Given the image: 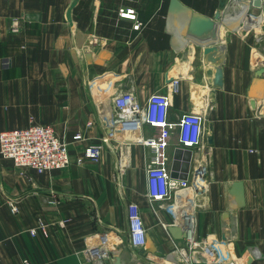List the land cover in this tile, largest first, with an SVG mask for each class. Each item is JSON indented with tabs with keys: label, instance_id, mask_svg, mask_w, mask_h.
<instances>
[{
	"label": "crops",
	"instance_id": "obj_1",
	"mask_svg": "<svg viewBox=\"0 0 264 264\" xmlns=\"http://www.w3.org/2000/svg\"><path fill=\"white\" fill-rule=\"evenodd\" d=\"M181 1L213 16L221 0ZM169 5L170 0H0V132L50 123L72 157L66 168L39 173L0 154V264H23L24 258L31 264H96L85 250L107 231L112 256L119 253L123 264L159 259L155 251L177 260L172 252L181 241L162 224L171 216L146 195L149 146L119 133L98 159L77 162L86 146L109 132L101 106L110 111L112 97L131 85L143 102L153 93L170 92L172 122L188 111L204 114L202 153L212 174L199 197L198 237L216 240L251 264H264V116L251 105L252 98L258 104L264 97V73L257 75L264 67V7L256 9L260 17L245 22L261 21L255 29L243 24L246 13L234 5L223 16L213 43L225 44L224 86L211 100L205 45L172 25ZM120 8L135 10L138 29L135 20L120 16ZM178 69L183 72L179 90L172 92L167 76ZM192 84L198 85L194 99ZM157 131L145 129L147 134ZM170 141L173 154L177 129ZM123 156L128 165L119 175L117 162ZM130 202L140 206L148 230L143 248L129 242ZM40 222L44 227H37ZM252 248L260 249L261 257L252 258Z\"/></svg>",
	"mask_w": 264,
	"mask_h": 264
},
{
	"label": "built area",
	"instance_id": "obj_2",
	"mask_svg": "<svg viewBox=\"0 0 264 264\" xmlns=\"http://www.w3.org/2000/svg\"><path fill=\"white\" fill-rule=\"evenodd\" d=\"M230 0H226V6ZM248 16L260 17L256 13L257 7L254 0H245ZM225 6V8H226ZM224 8V9H225ZM223 9V10H224ZM223 12V11H222ZM121 17L135 20L134 29H138L141 22L132 8H120ZM232 18L241 20L242 16ZM241 18V19H240ZM18 24V20H14ZM249 28L260 26L248 25ZM179 90V80L171 83V91ZM171 103L170 92L153 93L148 100L143 102L135 85L118 92L111 99V110L104 108L105 123L109 132L102 136L101 142L86 146L77 157L81 163L86 158L98 159L102 154L103 146L109 144L112 139L122 133L131 142H139L152 149V157L146 165L147 197L149 201H160L159 206L166 208L171 216L170 222H162L165 229L172 225H181L186 232L184 243L176 244L173 254L178 258L175 264H251L246 258H238L230 251L219 246L218 242L210 237L199 238L197 234V209L199 197L207 191L208 179L212 172L209 160L202 153V146L206 134V117L202 112L188 111L181 115L178 121L169 119V107ZM256 112L264 116V97L256 107ZM89 121L87 126H91ZM146 127L155 128L158 131L145 133ZM178 130V149H191L192 159L187 177L173 176L172 162L174 154L170 152L171 136L174 130ZM79 132L77 137L82 138ZM0 154L11 159L16 166L35 169L39 173L49 172L54 169H63L72 162L68 143L61 138L55 127L50 123H32L27 127L5 129L0 132ZM182 160V154L180 156ZM128 165L127 158L120 157L117 162V174L124 173ZM180 174V170H176ZM14 212L18 211L16 205H11ZM37 227H44L40 222ZM36 227L31 229L36 234ZM147 228L140 206L136 202L128 205V236L129 242L134 248H143L147 244ZM98 241L86 248L85 252L96 264H107L112 259L113 245L109 232H102ZM1 243V239H0ZM252 258L261 257L258 248L250 249ZM1 261V254H0ZM146 264H168L167 261L150 259ZM23 264H31L27 258Z\"/></svg>",
	"mask_w": 264,
	"mask_h": 264
},
{
	"label": "water",
	"instance_id": "obj_3",
	"mask_svg": "<svg viewBox=\"0 0 264 264\" xmlns=\"http://www.w3.org/2000/svg\"><path fill=\"white\" fill-rule=\"evenodd\" d=\"M75 3L72 4V7ZM254 5L260 7L262 5V0H254ZM226 6V0H221L219 3V8L215 11L213 16H208L202 12L192 9L190 6L186 5L181 0H170V5L168 9V18L172 25H179L181 29L185 32L187 37L196 40L198 43L205 45L203 49V61L207 66L206 69V78L208 84L211 87L209 93V99L214 100V93L216 89H221L224 86V69L223 64L225 63V44H215L213 42L218 40V27L221 23H225L222 20L223 18V9ZM68 19L70 20V9L68 11ZM212 43V44H211ZM264 73V67H261L257 71L258 77H261ZM183 74L182 70L178 69L177 71H170L167 76V81L172 82L175 79ZM259 79V78H257ZM262 80L259 83L262 84ZM191 93L193 99L196 98L198 94V85L192 84ZM251 105L256 109L257 102L255 98L251 99ZM103 106H101V111L103 113ZM200 112V111H196ZM207 139L209 143L213 142L212 134H207ZM182 154V160L180 156ZM192 159V150L191 149H178L174 154V160L172 162L173 176L180 175V177L186 178L188 171L190 169V163ZM176 170H180V174H177ZM228 213L223 214V218L227 220ZM170 234L176 239L184 243V238L186 237V232L183 230L181 225H172L168 228ZM222 239L224 241L229 239L227 233V227L224 226L222 230ZM150 245H152L150 243ZM160 257H165L167 254H164L161 251L154 252ZM148 250H145L144 256H148ZM112 264H123L122 256L119 253L113 255L111 259ZM143 264H146L143 262Z\"/></svg>",
	"mask_w": 264,
	"mask_h": 264
},
{
	"label": "bare ground",
	"instance_id": "obj_4",
	"mask_svg": "<svg viewBox=\"0 0 264 264\" xmlns=\"http://www.w3.org/2000/svg\"><path fill=\"white\" fill-rule=\"evenodd\" d=\"M238 7V10L240 11L241 14L246 13L248 6L245 0H230L228 3V6L223 10V16H227L226 14L231 13L232 9L234 6ZM229 18V17H226ZM229 20V19H228ZM218 34V32H217ZM162 260H165L168 262V264H175V258L171 257L170 255H166L165 257H160Z\"/></svg>",
	"mask_w": 264,
	"mask_h": 264
},
{
	"label": "rangeland",
	"instance_id": "obj_5",
	"mask_svg": "<svg viewBox=\"0 0 264 264\" xmlns=\"http://www.w3.org/2000/svg\"><path fill=\"white\" fill-rule=\"evenodd\" d=\"M245 22H247V23H251V16H248V17H246L245 18ZM207 122V121H206ZM208 124V123H207ZM205 158H207L206 156H205ZM208 159V158H207ZM260 250V249H259ZM261 251V250H260ZM247 259V258H246ZM161 261H163L162 259H160ZM248 260V259H247Z\"/></svg>",
	"mask_w": 264,
	"mask_h": 264
}]
</instances>
